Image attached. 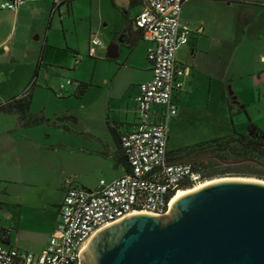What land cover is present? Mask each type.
<instances>
[{
	"label": "crops",
	"instance_id": "0c3cea01",
	"mask_svg": "<svg viewBox=\"0 0 264 264\" xmlns=\"http://www.w3.org/2000/svg\"><path fill=\"white\" fill-rule=\"evenodd\" d=\"M29 1L25 0L15 10L0 9V101L19 94L33 80L31 111L41 110L50 119L60 115L75 117L74 122L64 121L72 132L62 133L43 125L11 131L14 116L0 113V192L10 196L8 187L15 182L40 187L34 190L35 197L31 200L22 194L15 196L14 225L2 226L0 231H4V241L9 246L38 255L59 219L66 186L92 189L100 179L109 182L125 173L126 165L115 158L119 147L108 126L114 124L119 135L143 121L135 98L139 84L151 78L152 64L146 56L149 42L133 24L142 5L127 0L118 22L105 33L107 49L102 48L99 38L101 42L95 47L94 56L88 55L91 37L87 36L86 54L94 59L99 49L105 77L100 98L85 100L93 73L87 77L79 74L76 66L79 52L67 40L68 46L54 47L44 34L43 42H31L37 23L36 5L34 0ZM219 1L238 8L227 20L211 21L203 14L202 5L211 7ZM70 2L64 3L66 15ZM60 5L55 4L52 9L50 3L46 31L53 14L59 16ZM180 21L190 31L187 40L178 45L175 59L188 69L181 77V87L173 93L176 112L168 117L167 124L175 117L194 119L207 124L209 129L215 126L216 130L221 115L241 112L246 120L240 124L246 131L248 124H252L263 132L250 110L253 107V112H258V106L264 104V0H184ZM67 78L88 84L81 96L74 95L69 85L60 87ZM39 93L44 101L33 107V99ZM164 112V107L151 105L144 121L159 122ZM80 120L84 126L74 127ZM232 123L231 131L235 130V121ZM167 142L168 133V153L171 149L167 148ZM167 157L178 161L175 155ZM90 174L96 180L92 186L87 185ZM66 176L71 179L66 181ZM53 187L54 194L48 196L45 191Z\"/></svg>",
	"mask_w": 264,
	"mask_h": 264
},
{
	"label": "built area",
	"instance_id": "2783aa9c",
	"mask_svg": "<svg viewBox=\"0 0 264 264\" xmlns=\"http://www.w3.org/2000/svg\"><path fill=\"white\" fill-rule=\"evenodd\" d=\"M24 1L0 0V9L15 10ZM141 1L133 24L149 42L146 56L152 76L139 84L135 98L143 121L120 135L127 171L109 182L100 179L92 189L66 186L59 219L38 255L9 246L5 234H0V264H77L82 248L100 228L131 213L165 214L181 182H191L192 187L201 183L200 174L188 161H169L166 155V121L176 112L173 93L181 87V77L188 69L175 59L178 45L187 40L190 31L180 21L184 0ZM100 42L91 37L88 55L94 56ZM65 85L74 89L78 82L67 78L60 87ZM151 105L164 107L161 121H144Z\"/></svg>",
	"mask_w": 264,
	"mask_h": 264
},
{
	"label": "water",
	"instance_id": "95a60500",
	"mask_svg": "<svg viewBox=\"0 0 264 264\" xmlns=\"http://www.w3.org/2000/svg\"><path fill=\"white\" fill-rule=\"evenodd\" d=\"M92 234L79 264H264V181L218 177Z\"/></svg>",
	"mask_w": 264,
	"mask_h": 264
},
{
	"label": "rangeland",
	"instance_id": "374dc122",
	"mask_svg": "<svg viewBox=\"0 0 264 264\" xmlns=\"http://www.w3.org/2000/svg\"><path fill=\"white\" fill-rule=\"evenodd\" d=\"M26 1L30 2L29 0ZM126 1L127 0H71L68 15H66L65 13L64 3H62L59 6V16L56 12L53 14L52 18L50 19V24L47 31L45 30V28L47 27L46 25L48 23L47 20L50 9V3L54 2V0L33 1L36 5L34 19L37 23V31L33 32V34L31 35V42H43L44 34H46L48 38L47 41H49L52 46L58 47L59 45H70L79 52V61L76 62L79 74L83 73L87 77L89 74L93 73V79L92 81H90L91 88L85 94V100L87 101L92 102L100 98L103 90L102 79L103 77H105V63L102 60L103 56L101 57L98 52L99 49L97 50L96 57L94 59L88 57L86 54L87 36H96L100 38L102 40V48L107 49L109 42L105 39V33L109 31L112 27H114L118 22L119 18L122 15V5H124ZM56 3H58L57 0H55L54 4ZM202 7V12L206 17H209L211 21L216 20L220 22H222L223 20H227L229 17H231L233 11L237 10L238 8L235 5H227L223 1L216 2L215 4L213 3L211 7L207 6V4L204 6L202 5ZM204 24L207 25L208 22L204 21ZM66 40L68 45L66 44ZM93 62L95 64L94 67H92ZM43 74L44 73H42L41 76H43ZM50 76V78L57 77L55 75ZM43 101V96H41L39 93L37 96L35 95L32 106L39 107L40 105H42ZM257 109L258 112H253L254 108L252 107L250 111H252V117L255 118L258 123H260L261 127H263L264 133V104L261 103ZM230 117L231 122L235 121V130L244 131L245 133V128H243L242 124H240L244 122V114L241 112L235 113L234 115L231 114ZM212 125L215 124L212 123ZM83 126L84 122L82 120L74 124V127L76 128H80ZM85 126L88 127V124H86V122ZM101 126H103V123H101ZM167 126V148H170L171 150H175L176 148L180 147L190 146L192 144H195L202 140H206L213 136L231 133V124L229 121L228 114H226V116L221 115V118H219L217 122L216 130L213 129L215 126L209 129V126L207 124L199 123L194 119H192V121L190 119L185 118L178 120L176 119V117L172 119L167 124ZM68 177L69 176H66V181H68V179H71ZM223 177H238L264 181V179L262 178L245 175H228ZM88 178L89 180L87 185L92 186L93 183L95 184L96 180L94 179V174H90ZM209 180L211 179H205L201 182H209ZM38 187L39 186L35 184L15 182L11 183L8 187V189L11 191L10 196L4 195L2 192H0V227L14 225L12 224V221L15 218L17 212V209L15 208L14 204L16 201L15 196L22 194L24 197L26 196L25 198L31 200L35 197L34 190H37ZM54 187L51 190L47 189V191H45L48 196L54 194ZM186 189L189 188H185L182 190ZM30 203L31 201L29 202V204ZM25 204L28 205V203ZM52 232L53 230L50 231L49 235L47 236V239L51 236Z\"/></svg>",
	"mask_w": 264,
	"mask_h": 264
},
{
	"label": "trees",
	"instance_id": "16d2710c",
	"mask_svg": "<svg viewBox=\"0 0 264 264\" xmlns=\"http://www.w3.org/2000/svg\"><path fill=\"white\" fill-rule=\"evenodd\" d=\"M129 2L142 5L141 0H129ZM62 3H69V0H60L58 5ZM54 6L55 4L52 2L51 8L53 9ZM33 84L32 80L19 94L0 101V113L14 116L11 131L43 125L57 128L62 133L72 132L64 121L74 122L75 117L60 115L50 119L41 110L31 111L29 109ZM87 86L88 84L78 82V86L73 89V94L81 96ZM230 116L229 113V121L232 125ZM108 127L119 147L118 156L115 158L126 165L127 171L126 158L120 145L121 134L116 133L114 124ZM81 134L90 137L88 133L82 132ZM169 154L175 155V160L188 161L192 168L200 174L201 181L228 175L255 176L264 179V133L257 130L252 124H248L245 133H238L232 129L229 134L208 138L190 146L166 152L167 156ZM167 159L170 161L168 157ZM190 187H192V183L188 181L178 185V189ZM3 233L4 231L1 230L0 234Z\"/></svg>",
	"mask_w": 264,
	"mask_h": 264
},
{
	"label": "bare ground",
	"instance_id": "6f19581e",
	"mask_svg": "<svg viewBox=\"0 0 264 264\" xmlns=\"http://www.w3.org/2000/svg\"><path fill=\"white\" fill-rule=\"evenodd\" d=\"M210 182V181H209ZM205 183H207V182H201V183H199V184H197V185H194L193 187H191V188H189V189H186V190H182V189H178L177 191H176V193L173 195V197H172V199H171V202H173L177 197H179L180 195H182V194H184L185 192H187V191H190V190H192V189H195V188H198L199 186H202L203 184H205ZM170 202V203H171Z\"/></svg>",
	"mask_w": 264,
	"mask_h": 264
},
{
	"label": "clouds",
	"instance_id": "9594fccd",
	"mask_svg": "<svg viewBox=\"0 0 264 264\" xmlns=\"http://www.w3.org/2000/svg\"><path fill=\"white\" fill-rule=\"evenodd\" d=\"M96 43H99V41H96Z\"/></svg>",
	"mask_w": 264,
	"mask_h": 264
},
{
	"label": "flooded vegetation",
	"instance_id": "af4514ba",
	"mask_svg": "<svg viewBox=\"0 0 264 264\" xmlns=\"http://www.w3.org/2000/svg\"><path fill=\"white\" fill-rule=\"evenodd\" d=\"M77 264H79V260H78Z\"/></svg>",
	"mask_w": 264,
	"mask_h": 264
}]
</instances>
